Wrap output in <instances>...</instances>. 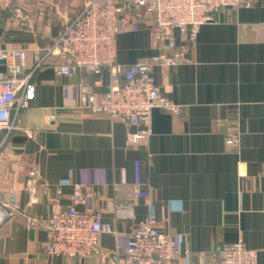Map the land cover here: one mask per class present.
Masks as SVG:
<instances>
[{
  "label": "crops",
  "instance_id": "obj_1",
  "mask_svg": "<svg viewBox=\"0 0 264 264\" xmlns=\"http://www.w3.org/2000/svg\"><path fill=\"white\" fill-rule=\"evenodd\" d=\"M42 4L0 0V44L29 50L49 44L67 22L66 13L48 26H5L8 6ZM116 47L123 67L169 52L147 29L119 33ZM31 53L23 75L32 67ZM186 55L184 63L152 64L153 80L180 110L155 107L153 134L137 143L127 142L132 126L124 120L79 107V85L105 92L107 69L64 76L45 65L32 74L36 94L30 107L20 112L13 131L0 130V201L20 205L0 225V264H114L149 213L181 250H190L180 259L184 264H211L216 244L240 238L264 264V0L217 11ZM227 132L238 133L236 145L226 142ZM75 184L89 194L87 205L78 208L99 210L114 229L99 236L100 251L89 257L46 250L48 218L71 205ZM128 201H135L134 217L117 218L115 204Z\"/></svg>",
  "mask_w": 264,
  "mask_h": 264
},
{
  "label": "built area",
  "instance_id": "obj_2",
  "mask_svg": "<svg viewBox=\"0 0 264 264\" xmlns=\"http://www.w3.org/2000/svg\"><path fill=\"white\" fill-rule=\"evenodd\" d=\"M250 4L251 0H87L49 44L32 50L0 44V57L6 65V73L0 74V130L8 134L16 128L20 112L29 108L35 98L32 74L48 65L64 76H73L81 69L95 74L107 69L110 83L105 92L96 93L86 83L79 85V107L131 125L126 135L128 143L150 137L155 107L174 113L180 110V105L165 97L153 80L152 64L172 66L186 62V53L195 45L202 25L211 22L217 11ZM7 12V28L33 26V17L23 6L10 5ZM141 29H147L152 40L165 43L169 52L123 67L117 61V35ZM29 52L33 64L30 72L23 75ZM25 131L30 136L34 134L31 129ZM226 142L236 145L238 133L227 132ZM29 174L31 182H35L37 170ZM88 195L82 184H75L69 196L71 205L49 216L48 253L89 257L100 251L99 236L114 232L111 221L104 219L99 210L78 208V204L87 205ZM134 202L115 204V216L133 218ZM19 212V203L0 201V225ZM30 222L36 224L38 220ZM210 253L211 264H259L258 251L248 247L242 238L218 243ZM189 255L190 250H181L174 235L162 231L156 215L149 213L133 228L124 252L114 257V264H184L180 259Z\"/></svg>",
  "mask_w": 264,
  "mask_h": 264
},
{
  "label": "rangeland",
  "instance_id": "obj_3",
  "mask_svg": "<svg viewBox=\"0 0 264 264\" xmlns=\"http://www.w3.org/2000/svg\"><path fill=\"white\" fill-rule=\"evenodd\" d=\"M87 0H41L42 5L36 8V5L33 8L27 9L29 10L31 16L33 17V25H42L45 24L48 26L50 22L54 20L56 15L61 13H66L68 15V19L73 12L81 8ZM39 5V4H38ZM42 17L40 21L38 20V16ZM67 19V20H68Z\"/></svg>",
  "mask_w": 264,
  "mask_h": 264
},
{
  "label": "trees",
  "instance_id": "obj_4",
  "mask_svg": "<svg viewBox=\"0 0 264 264\" xmlns=\"http://www.w3.org/2000/svg\"><path fill=\"white\" fill-rule=\"evenodd\" d=\"M7 14H8V12H7Z\"/></svg>",
  "mask_w": 264,
  "mask_h": 264
}]
</instances>
